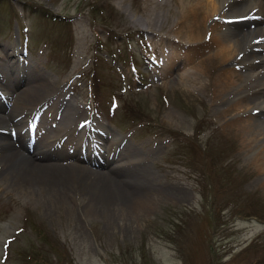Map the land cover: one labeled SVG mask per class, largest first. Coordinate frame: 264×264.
Returning a JSON list of instances; mask_svg holds the SVG:
<instances>
[{"label":"rangeland","instance_id":"rangeland-1","mask_svg":"<svg viewBox=\"0 0 264 264\" xmlns=\"http://www.w3.org/2000/svg\"><path fill=\"white\" fill-rule=\"evenodd\" d=\"M172 2L154 10L166 21L161 34L177 20ZM141 7L142 0H0V66L10 45L9 53L87 107L96 125L136 146L157 185L180 191L150 212L110 224L80 208V200L52 203L0 182V264H264V186L250 162L256 150L243 151L227 123L230 113L218 104L230 96L214 99L212 88L222 70L236 69L245 83L264 69V50L252 52L246 42L253 35L237 42L255 26L208 17L200 41L218 32L224 45L239 49L240 62H257L255 68L245 72L244 65L204 50L200 64L179 67L193 72L195 65L201 81L176 85L156 76L149 60L164 62L177 45L144 30L150 11ZM236 97L247 99L246 108L264 107L250 102V91ZM261 120L254 122L258 130Z\"/></svg>","mask_w":264,"mask_h":264},{"label":"bare ground","instance_id":"bare-ground-1","mask_svg":"<svg viewBox=\"0 0 264 264\" xmlns=\"http://www.w3.org/2000/svg\"><path fill=\"white\" fill-rule=\"evenodd\" d=\"M163 1L165 0H142L143 7L137 9L144 14L150 11L144 18L146 32L161 36V39L162 35L166 36L165 40L170 38L173 44L179 46L171 45L175 49L163 55L165 61L162 63L149 60L154 68L161 65L158 76L162 81L169 79L176 85L200 82V71L195 65L193 72L185 70L180 73L179 67L200 64L204 50L211 56L218 54L229 62L244 65L245 72L255 68L257 62H240L235 56L240 52L239 49L234 45H224L217 33H211L214 37H208L204 42L200 41L199 36L208 17H225L231 13L227 18L246 16L248 19L247 14L256 8L258 12L254 15H261L259 23L262 25H257L252 32L254 37L246 42L250 49L260 46L264 49V0H257L258 4L251 10L240 7L242 0H224L228 1V5L223 9L219 0H173L172 3L177 6L174 13L177 20L167 27L165 34H161L166 21L154 10L163 6ZM146 5L155 7L152 9ZM188 9L191 16L184 18ZM211 27L210 31L213 30ZM247 35L251 33L243 34L237 42L247 38ZM259 37H262L260 46L253 45L251 42ZM181 46H187L184 54H178ZM10 49V45L4 46L3 51L9 59L0 66L2 184L31 195L46 196L52 203L77 205L80 200V208L103 217L110 224H116L123 215H133L137 211L144 214L150 212L160 200L180 195L179 190H167L156 184L153 172L145 164V156L138 152L136 146L125 145L121 138L113 137L101 129L96 125L95 119L89 116L87 107L69 99L65 90L56 89L30 63L9 53ZM174 73L178 77L176 80L172 79ZM212 88L216 91L214 99L230 96V99H222L218 104L223 113H230V121L227 123L238 137L243 151L256 150L250 162L256 171V181L264 186V128L258 130L254 123L261 118V125L264 127V107L246 108L242 105L247 99L236 97L250 91V102L257 101V105H264V69L251 74L249 81L245 83L237 76L236 69L230 72L222 70L213 79ZM249 112H254L255 115ZM30 129L35 136L33 152L27 150L32 137ZM140 181L141 188L127 191V187Z\"/></svg>","mask_w":264,"mask_h":264}]
</instances>
